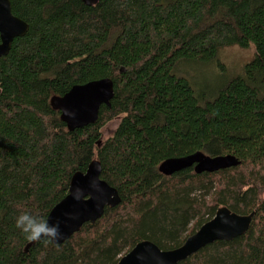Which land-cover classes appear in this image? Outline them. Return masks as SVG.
Returning <instances> with one entry per match:
<instances>
[{
    "label": "trees",
    "instance_id": "16d2710c",
    "mask_svg": "<svg viewBox=\"0 0 264 264\" xmlns=\"http://www.w3.org/2000/svg\"><path fill=\"white\" fill-rule=\"evenodd\" d=\"M10 4L28 30L0 57V264H116L142 240L174 249L223 206L254 212L249 229L178 264H264V0ZM250 45L253 59L211 99L176 74L180 61L210 62L220 48ZM101 78L113 82L110 106L69 131L50 98ZM196 151L240 164L159 173L163 160ZM94 159L120 203L61 244L27 240L14 218L46 219L72 174Z\"/></svg>",
    "mask_w": 264,
    "mask_h": 264
},
{
    "label": "water",
    "instance_id": "95a60500",
    "mask_svg": "<svg viewBox=\"0 0 264 264\" xmlns=\"http://www.w3.org/2000/svg\"><path fill=\"white\" fill-rule=\"evenodd\" d=\"M81 1L91 6L99 0ZM27 30L28 24L13 15L10 0H0V57L7 55L13 39L25 35ZM113 95L112 80L101 78L73 85L61 96H52L50 105L59 111L61 121L72 131L95 123L100 107H109ZM239 164V159L232 154L211 156L196 151L163 160L158 171L164 176H170L192 167L197 174L213 173ZM100 173V162L94 159L84 172L76 171L72 174L67 194L51 208L46 217L48 223L59 225L62 234L55 242L49 240L52 244L63 243L83 225L93 224L101 218L106 207L120 203L117 190L102 180ZM253 215L254 212L241 215L225 206L220 207L211 219L189 235L180 246L162 250L153 242L142 240L121 256L116 264H178L208 244L242 236L249 229Z\"/></svg>",
    "mask_w": 264,
    "mask_h": 264
},
{
    "label": "rangeland",
    "instance_id": "374dc122",
    "mask_svg": "<svg viewBox=\"0 0 264 264\" xmlns=\"http://www.w3.org/2000/svg\"><path fill=\"white\" fill-rule=\"evenodd\" d=\"M254 53L253 45L248 48L223 47L210 62L180 61L176 67V74L186 77L197 95L211 99L216 95L218 88L242 73L245 64L253 59ZM116 125L115 119L107 122L101 130V140L107 139Z\"/></svg>",
    "mask_w": 264,
    "mask_h": 264
},
{
    "label": "clouds",
    "instance_id": "9594fccd",
    "mask_svg": "<svg viewBox=\"0 0 264 264\" xmlns=\"http://www.w3.org/2000/svg\"><path fill=\"white\" fill-rule=\"evenodd\" d=\"M14 223L15 227L29 241H38L45 238L55 242L62 235L58 224H50L46 219H40L27 212L16 216L14 218Z\"/></svg>",
    "mask_w": 264,
    "mask_h": 264
}]
</instances>
